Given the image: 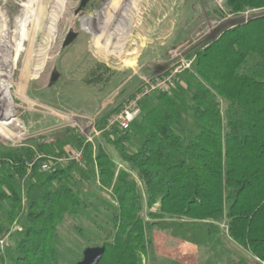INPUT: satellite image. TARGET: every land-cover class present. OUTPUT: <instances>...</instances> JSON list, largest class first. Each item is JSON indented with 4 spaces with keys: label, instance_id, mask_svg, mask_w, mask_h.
Returning a JSON list of instances; mask_svg holds the SVG:
<instances>
[{
    "label": "trees",
    "instance_id": "obj_1",
    "mask_svg": "<svg viewBox=\"0 0 264 264\" xmlns=\"http://www.w3.org/2000/svg\"><path fill=\"white\" fill-rule=\"evenodd\" d=\"M226 3L237 15L264 9V0ZM194 57L195 72L186 79L190 97L177 82L153 94L129 130L99 127L129 170L101 147L94 151L72 137L117 207L99 264H146L154 227L201 244L220 234L219 220L228 221L235 243L264 262V14L224 30ZM181 121L193 135L180 129ZM37 157L28 146L1 151L0 238L10 234L6 250L14 252V264H60L58 227L80 215L89 198L73 175L75 162L44 173L46 159ZM20 180L28 182L26 201ZM145 202L154 221L141 215Z\"/></svg>",
    "mask_w": 264,
    "mask_h": 264
},
{
    "label": "rangeland",
    "instance_id": "obj_2",
    "mask_svg": "<svg viewBox=\"0 0 264 264\" xmlns=\"http://www.w3.org/2000/svg\"><path fill=\"white\" fill-rule=\"evenodd\" d=\"M232 14L227 3L220 8L217 0H0V156L4 149L28 146L57 168L75 162L73 175L82 179L89 196L80 215L67 217L58 227L60 264H76L86 248L110 240L117 212L84 157L68 164L58 161L84 153L72 137L91 143L94 151L101 147L119 169L129 170L99 127L119 129L109 126L114 116L135 101L147 83L162 77L173 74L172 89L178 82L190 97L186 79L195 72V53L247 17L263 15L264 9ZM118 22L125 23L126 30L119 45ZM71 29L78 36L65 47ZM54 70L60 77L50 86ZM153 94L138 101L140 109L150 105ZM180 129L193 135L185 121ZM17 184L25 198L27 180ZM139 187L145 195L140 182ZM149 211L145 202L141 215L154 221ZM215 223L220 234L193 253L184 252L181 236L154 227L148 233L146 264H264L229 237L228 221ZM0 255L5 264H14L12 249Z\"/></svg>",
    "mask_w": 264,
    "mask_h": 264
},
{
    "label": "built area",
    "instance_id": "obj_3",
    "mask_svg": "<svg viewBox=\"0 0 264 264\" xmlns=\"http://www.w3.org/2000/svg\"><path fill=\"white\" fill-rule=\"evenodd\" d=\"M219 7L224 8V4L227 0H217ZM248 19V17H247ZM178 71H175V74ZM174 75H170L169 77H162L157 79L156 81L147 83L145 89L138 94L137 99L133 101L128 107L122 110L118 115H115L112 119L111 125L114 124L119 128L120 131H127L131 128L132 124L136 121V119L141 114V109L138 105V101L151 93H158V92H168L174 87ZM108 129V128H107ZM84 157L83 151H79L74 155L59 159L58 161L63 164H68L70 161H81ZM38 157L36 160L40 159ZM33 164V163H32ZM29 166H32L31 164ZM57 169L56 163L52 161L45 160L41 163V171L44 173H53ZM11 245L10 242V234H8L4 238H0V251L4 252L7 248Z\"/></svg>",
    "mask_w": 264,
    "mask_h": 264
},
{
    "label": "water",
    "instance_id": "obj_4",
    "mask_svg": "<svg viewBox=\"0 0 264 264\" xmlns=\"http://www.w3.org/2000/svg\"><path fill=\"white\" fill-rule=\"evenodd\" d=\"M85 4L83 1L82 6ZM78 33L71 29L66 37L64 42V46H69L72 44L75 39L77 38ZM60 77V73L57 70H54L50 82V86L54 85ZM105 246H96V247H88L83 252L82 259L77 262L76 264H99L102 260L104 253H105Z\"/></svg>",
    "mask_w": 264,
    "mask_h": 264
},
{
    "label": "crops",
    "instance_id": "obj_5",
    "mask_svg": "<svg viewBox=\"0 0 264 264\" xmlns=\"http://www.w3.org/2000/svg\"><path fill=\"white\" fill-rule=\"evenodd\" d=\"M232 15H234V16H236L237 14H232ZM233 27V26H232ZM231 27V28H232ZM218 235H216V236H212V237H210L208 240H206V241H204V242H202L201 244H193V243H190V242H186V241H183V242H180L179 240H177V238H174V237H165V240L167 241V240H170V242H173V241H179V244L181 245L182 244V247H183V249H184V252H188V253H193L194 252V250L198 247V246H200V245H204V244H207V243H210V242H212L213 240H214V238L215 237H217ZM185 243H188V244H192V245H194V246H192L191 248H187V247H185L184 246V244ZM173 249V248H172ZM193 257H194V255H192ZM195 258V257H194Z\"/></svg>",
    "mask_w": 264,
    "mask_h": 264
},
{
    "label": "bare ground",
    "instance_id": "obj_6",
    "mask_svg": "<svg viewBox=\"0 0 264 264\" xmlns=\"http://www.w3.org/2000/svg\"><path fill=\"white\" fill-rule=\"evenodd\" d=\"M130 2V1H129ZM130 4V3H129ZM128 4V5H129ZM128 10V9H127ZM124 12V11H123ZM126 12V11H125ZM130 15V14H129ZM128 16V15H127ZM123 19V18H122ZM120 23V24H119ZM84 27V26H83ZM125 23L121 24V22H118L117 27H116V32H115V39L117 44L119 45L121 41H118V38H120V35L125 33ZM126 35V34H125ZM127 37V36H126ZM132 54V53H131Z\"/></svg>",
    "mask_w": 264,
    "mask_h": 264
}]
</instances>
